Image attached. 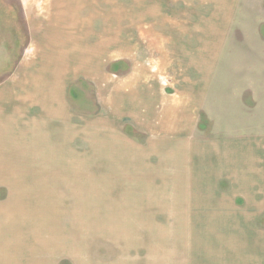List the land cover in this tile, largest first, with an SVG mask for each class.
<instances>
[{
    "label": "rangeland",
    "instance_id": "1",
    "mask_svg": "<svg viewBox=\"0 0 264 264\" xmlns=\"http://www.w3.org/2000/svg\"><path fill=\"white\" fill-rule=\"evenodd\" d=\"M208 70L207 114L166 135L188 123L205 141L264 137V0H0V204L19 210L11 231L0 210L8 259L15 247L38 264L245 259L227 216L240 184L182 183L173 144L149 146L163 105L154 121L134 106L198 104ZM261 241L247 260H264Z\"/></svg>",
    "mask_w": 264,
    "mask_h": 264
},
{
    "label": "crops",
    "instance_id": "2",
    "mask_svg": "<svg viewBox=\"0 0 264 264\" xmlns=\"http://www.w3.org/2000/svg\"><path fill=\"white\" fill-rule=\"evenodd\" d=\"M202 5V4H200ZM205 74L208 76V82L210 78V70L206 71ZM200 82L205 84V79L203 75L200 76ZM146 86L147 84H144ZM173 87V83L169 85ZM176 91L177 83L175 82ZM204 86V85H203ZM196 94L197 103L183 101L182 100H164L167 97H162L161 100H158V103L155 102L153 105H150L149 102L143 104H134L137 111L140 108L145 109L143 112L144 119H149L153 121L155 117L151 111V107L156 108V106L163 105L161 107L164 112L161 113V117L158 122V127L155 130H158L160 137L154 138L149 141V146H152V142L158 140L160 142L166 143V150H171V144L174 146L175 153H167V156H178L176 163V174L182 179V183L186 184H210V187H215V184H240L238 190V203L237 205L245 207L229 208L230 212H226L228 220L233 223V228H237V237L239 241V250L238 252L243 255L245 252V259H241L239 264H264V260H247V242L249 240L250 253L252 256H257L264 242V229H258L256 226L257 221L264 218V137L259 134H252L249 136H242V138L234 139H224L219 138L216 140H201V138H196L192 133L189 132V127L183 130L179 128L176 130L175 134L172 136L166 135V130L171 131L173 127L181 123H177V119H187V122H192L195 118V113L197 109L201 113L207 114L208 108H210V97L207 94H210V82L208 83L207 92L205 89H197L193 91ZM203 95H205L203 97ZM191 100V99H190ZM140 103V102H139ZM142 103V102H141ZM59 104V102H58ZM148 106V107H147ZM1 107V106H0ZM64 109L60 104L58 109ZM130 108V107H129ZM194 111V115H192ZM137 112L136 114H138ZM192 116L194 119L191 118ZM173 118L174 122H167L169 118ZM210 120V116L207 117ZM1 120V119H0ZM176 129V128H175ZM163 132V133H162ZM5 140H10V137L2 138L0 136V142ZM18 140H24V136L20 134ZM6 145L0 144V157L3 158L2 149H5ZM12 148V146H9ZM1 163L6 164L8 161L5 159ZM182 167V170L179 172V169ZM225 180V181H224ZM222 181V182H221ZM179 182V180H177ZM7 199V194L6 198ZM244 202H243V200ZM214 201V200H212ZM211 201V202H212ZM213 204V203H212ZM0 204V210L5 211L8 216L6 230H13L16 225L14 222L13 215L18 213L19 210L13 202L2 206ZM227 205V204H226ZM225 217V216H224ZM227 218H224L226 220ZM9 236L15 238V233H9ZM8 244L2 245L0 252L5 254V260L0 258V264H38L39 262H23L19 259V249L14 248V255L8 259ZM240 257L243 258V256Z\"/></svg>",
    "mask_w": 264,
    "mask_h": 264
}]
</instances>
